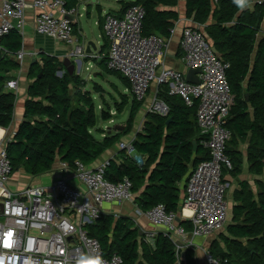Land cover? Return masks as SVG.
<instances>
[{"label":"trees","instance_id":"trees-1","mask_svg":"<svg viewBox=\"0 0 264 264\" xmlns=\"http://www.w3.org/2000/svg\"><path fill=\"white\" fill-rule=\"evenodd\" d=\"M255 1L253 10L242 12L232 0H187L186 4L187 17L204 28L218 57L230 65L227 79L235 100L226 125L232 135L226 151L232 169L226 173L231 176L242 172L243 155L237 148L249 136L250 173L264 176V35L258 40L264 23V0ZM177 4L178 0H134L128 8L137 5L144 9L143 36L157 35L169 40L179 20L178 13L169 9ZM104 40L106 53L100 54L99 61L94 60L109 75H120L106 67L109 43ZM0 47V128L6 130L14 119L16 96L4 92L5 74L18 66L12 57L22 49V36L12 31ZM86 59L91 62L89 57ZM29 78L34 82L28 89L30 98L25 104L24 120L7 146L13 173L23 171L33 178L40 177L51 173L58 160L70 169H74L76 162L90 167L118 140L117 136L99 142L93 136L91 132L96 127L93 93L80 76L67 72L63 62L42 56L41 62L30 68ZM121 78L126 89H130L127 79ZM159 98L167 106L168 115L149 112L143 132L133 142L134 151L144 159V165L140 167L123 151L119 163L111 161L107 165L105 179L114 184L124 179L131 181L135 203L142 211L163 205L168 212L177 214L181 207L180 183L209 155L201 146L203 138L196 122L198 104L188 106L180 96L170 95L165 86H161ZM142 105L143 102H133L130 127ZM101 118L109 121L111 116L101 111ZM260 189L258 198L247 188L237 195L240 205L234 210L235 221L243 220L229 228L236 240L228 241L229 249L221 254L226 264H264V184ZM181 224L190 226L188 221ZM89 234L100 242L106 255L118 254L122 264L179 262L171 238L159 233L150 243L146 238L140 241L139 229L128 218L115 220L102 216L89 228ZM237 240H246L251 250ZM184 264H196L192 251L186 252Z\"/></svg>","mask_w":264,"mask_h":264},{"label":"built area","instance_id":"built-area-1","mask_svg":"<svg viewBox=\"0 0 264 264\" xmlns=\"http://www.w3.org/2000/svg\"><path fill=\"white\" fill-rule=\"evenodd\" d=\"M28 9L36 13L34 26L38 34L58 44H76L73 19L78 11L66 8L64 0H33L31 4L26 0H0V44L10 32L23 31ZM144 17V9L137 5L127 8L120 17L105 16L103 32L109 43L106 67L127 79L129 90L139 102L146 99L155 83L167 87L170 95L180 96L188 106L198 104L196 122L203 138L201 146L209 159L191 172L180 211L168 212L163 205L135 211L137 218L164 228L163 233L178 242V251L186 250L192 247L189 234L193 239L209 237L226 223L230 182L225 173L232 169L226 153L232 135L226 125L235 100L227 79L230 65L213 52L214 46L205 33L186 27L180 42L182 60L187 71L200 70L196 74L199 84L188 83L186 73L164 67L168 40L157 35L143 36ZM88 56L83 46H76L68 55L80 60ZM13 57L22 61L24 54ZM18 87V81L13 80L6 83L5 89L16 92ZM149 112L165 117L169 111L163 102L155 100ZM10 141L5 133L0 135V264H74L81 253L97 250L107 264H122L118 254L106 255L100 242L90 236L89 228L103 216L105 205L134 202L131 181L111 183L105 179L107 165L93 170L76 162L72 172L83 190L59 179L51 187L29 185L13 192L8 187L14 174L7 154ZM120 148L140 167L144 165L141 156L133 155L132 145L121 144ZM62 166L64 171L69 169L67 164ZM178 218L191 224L189 234ZM155 236L147 235V241ZM207 262L227 263L210 254Z\"/></svg>","mask_w":264,"mask_h":264},{"label":"crops","instance_id":"crops-1","mask_svg":"<svg viewBox=\"0 0 264 264\" xmlns=\"http://www.w3.org/2000/svg\"><path fill=\"white\" fill-rule=\"evenodd\" d=\"M26 1L28 4H31L33 0H26ZM133 1L134 0H130V1L97 0L96 4H89V3H92V0H83V1L64 0V2L68 4V6L75 8L78 11V16L73 19L74 35H75V39L77 40V42L76 44H72V45L58 44L53 39L45 35L38 34L35 31V26H34V19H35V14H36L35 11L33 9L26 10L25 26H24L23 31L20 33V35L22 36V49L20 52L24 54V57L22 61H18L14 57H12V59L16 62L18 66L15 70H12L9 73L5 74V77L7 78L6 83L14 80V81H18V84H19L18 90L16 92L9 91L7 89L4 90V92L13 93L16 96L14 119L8 129L5 130V129L0 128V131L3 130V132L8 138L13 139V137L15 136V134L17 133L19 129V126L23 122L24 113H25V104H26V101L30 98L28 94V89H29V86L34 82V80L29 78V71L34 63L36 62L40 63L42 56H48V57H55L60 62H63L65 58H69L73 63H76L77 66H78L77 64L78 61H80L81 64H83L84 62V64L86 65L85 62L87 60L86 59L87 57L81 60L80 59L73 60V58L68 57V55L70 51L73 50L76 46H83L86 49L87 45L90 42H92L96 46V50H94L88 57L91 58L92 60L97 58V60L99 61L100 54L103 55L102 52L106 53V50L104 48L106 41L104 40L103 45L98 51V45H97L95 38L94 37L90 38L88 35H86L82 21L85 20L86 18V23L89 25V27H91V22L94 20V26L97 27L98 30L101 31V33H104L103 32V21H104L105 16L107 15L117 16V17L122 16L125 10L128 8V5L132 3ZM256 3L257 1L253 0L251 8H248V9L253 10L255 8ZM82 4H84L82 8L84 12L81 10ZM186 4H187V0H178L177 6L175 8L169 9V10H173L178 13L179 20L176 22L175 27L173 29L172 36L168 40L169 48H168L167 54H165L166 56L164 59V67L167 69H174L176 71L187 74L189 70L187 71V68L182 60L181 49H180L182 32L184 28L186 27H193V28H198L200 31L204 33V28L199 27L194 22L193 18L189 19L187 17ZM211 22L212 20L209 21V23ZM263 35H264V23L262 25V31L260 32L258 36V40H261L263 38ZM82 67L83 65H81V68ZM81 68L78 67V71ZM73 74H76L77 76H79V74L76 72V69ZM83 80L85 81V79ZM160 90H161V86H157L155 83L150 87L148 91V94H149L148 102L142 105L131 127L128 121H129L132 105L130 106L128 110V118L124 121V123H121V124L119 123L115 124L116 121L114 118L112 119V117L109 121H104L101 118V111H100V119H99L97 115V111H96V127L91 132L93 136L96 138V140L99 142H102L106 138H112V137H117V136L119 138L118 140L115 141L112 147L108 149L89 168L94 170L100 166L108 165L109 162L111 161H115L116 163H119L118 161L119 156L121 152H123V150H121L120 148V145L130 144L133 146V142L136 140L138 134L143 132L144 122L146 121V116L149 113V109L151 108L153 102L155 100L163 102V100L159 98ZM122 112L123 110L121 112L119 110V113H122ZM129 127L130 129H128ZM249 140H250V136L249 138L246 139L245 142L240 143L237 148V151L243 155L242 172L237 176H231L229 173H225L226 180L232 184L231 190L229 191V195L228 197L226 196L227 197L226 203L228 206H227L225 232H223L222 230L219 231L217 233L219 237L217 236V234H213L207 237L206 239L204 238H194L193 239L192 236L189 234L192 230L191 224L190 226L181 224L184 230L189 234L188 239L192 243V247L186 250L182 249L180 251H178L176 247V250H175L176 256L178 257V260H179L177 264L185 263V254L188 250L193 252L196 264H209L207 262V254L212 255L211 251L213 253L217 251L219 255L222 256L221 254L226 253L227 250L229 249L228 241L236 240L229 233V228L233 227L236 224L241 223L243 220L242 218L240 219L241 221H238V222L235 221L234 210L237 206L240 205L239 201H236V198L238 197L237 195L242 191V189L247 188L248 191H250L255 196V198H258V195L261 193L260 185L264 184V180H263L264 176L258 177L250 173L248 159H247ZM133 155H139V154H137L134 151ZM63 164L65 163L61 162V160H58L55 163L54 168L51 173H48V174H45V175H42L36 178H33L25 174L23 171H19L20 173H22L21 179L18 180L19 175L11 177L8 183V187L13 192L19 191L29 185L41 186V187H51L59 179H63V180H66L71 187L75 189L83 190L82 185L75 178L74 173L72 172V169L69 168L67 171H64L62 169ZM189 174L179 185L180 206L185 196V187H186L187 180L189 178ZM143 189L144 188H142V191ZM135 198H136V195H135ZM111 206L112 208H115L116 210L111 211ZM107 208L109 211H106V213L103 214V216H106V215L112 216L113 218H115V220H118L115 216H118L119 219L128 218V219L133 220L134 228L139 229L140 231V236H139L140 241L142 238L147 239V235H151V233H155V235L157 236L159 233L164 232V228H155L145 218L136 217L135 211L136 209H139V208L137 207L135 200L133 203L124 202L122 204L107 205ZM127 208L130 210L133 208L134 209L133 213H131L130 211L127 212L126 211ZM152 241L153 239L149 240L148 238L149 243ZM172 241L175 245L177 244L178 246V242H176V240L175 241L172 240ZM237 241L240 242L242 246L244 245V243L245 245L247 243L246 240H237ZM215 248H218V249L221 248V249L214 251Z\"/></svg>","mask_w":264,"mask_h":264},{"label":"rangeland","instance_id":"rangeland-1","mask_svg":"<svg viewBox=\"0 0 264 264\" xmlns=\"http://www.w3.org/2000/svg\"><path fill=\"white\" fill-rule=\"evenodd\" d=\"M83 1V0H81ZM124 1H130V0H124ZM97 0H92V3L89 4H96ZM84 4L81 5V10L83 11ZM84 12V11H83ZM85 14V13H84ZM83 22V27L85 30L86 35H88L90 38L94 37L97 45H98V51L100 50L101 46L104 42V33H101V31L98 30L97 27L94 26V20L91 22V27L86 23V18ZM76 60V59H73ZM91 62L86 63V65L83 62V67L78 71V66L76 65V72L79 74L80 77L85 79L86 83L88 84L89 89H91L93 93V100L96 105V111L97 115L100 119V111H107L110 113L112 119H115V124H121L124 123V121L128 118V110L130 106L133 104V102L136 100L133 97L132 92L128 89H126L125 85L123 84V79L120 75H109L108 72L105 70L104 67H102L99 63L93 61L90 58ZM101 67V68H100ZM148 96L145 100H143V104L148 102ZM125 105V106H124ZM123 109L122 113H119V109ZM102 120V119H101ZM103 121V120H102ZM96 132V131H94ZM20 172H15L13 176L19 175L18 180L21 179ZM232 184L230 183V188L227 193V197L229 195V191L231 190ZM226 197V201H227ZM113 205V204H112ZM228 206V205H227ZM103 213L105 214L106 211H109L107 208V205L103 207ZM116 210L115 208H112L111 211ZM133 208L130 210L127 208V212L133 213ZM226 224V223H225ZM226 225H224L222 231L225 232ZM217 234V233H216ZM216 236V235H215ZM218 236V234H217ZM219 237V236H218ZM206 239L207 237H201ZM246 249L251 250L250 247H247V243L243 245ZM221 248H215V250H220ZM223 250V249H222ZM213 256L217 259H221L222 256L219 255V253L216 251L213 253Z\"/></svg>","mask_w":264,"mask_h":264},{"label":"clouds","instance_id":"clouds-1","mask_svg":"<svg viewBox=\"0 0 264 264\" xmlns=\"http://www.w3.org/2000/svg\"><path fill=\"white\" fill-rule=\"evenodd\" d=\"M239 11L251 8L252 0H232ZM182 221V220H181ZM187 222V221H185ZM74 264H107L99 251L83 252L74 261Z\"/></svg>","mask_w":264,"mask_h":264},{"label":"water","instance_id":"water-1","mask_svg":"<svg viewBox=\"0 0 264 264\" xmlns=\"http://www.w3.org/2000/svg\"><path fill=\"white\" fill-rule=\"evenodd\" d=\"M65 18L72 21V17L70 16H67ZM94 50H96V46L92 42H90L87 45L85 52L86 54L90 55ZM213 52L217 53L215 48H213ZM63 64H64V67L67 69V72L72 75L75 71L76 63H73L69 58H65L63 61ZM77 64H78V67L81 68V65H82L81 62L78 61ZM199 73H200V70H189L186 74V81L190 84H199V80L196 78V74H199ZM59 75L61 74L59 73ZM245 98L247 100L248 98L247 95L245 96ZM190 175L191 173L189 174V176ZM178 221L180 222V224L185 222L184 220L181 221L179 218H178ZM70 242L72 243V240H70Z\"/></svg>","mask_w":264,"mask_h":264},{"label":"bare ground","instance_id":"bare-ground-1","mask_svg":"<svg viewBox=\"0 0 264 264\" xmlns=\"http://www.w3.org/2000/svg\"><path fill=\"white\" fill-rule=\"evenodd\" d=\"M4 134L3 130H1L0 135L2 136ZM189 212H186L188 214Z\"/></svg>","mask_w":264,"mask_h":264}]
</instances>
